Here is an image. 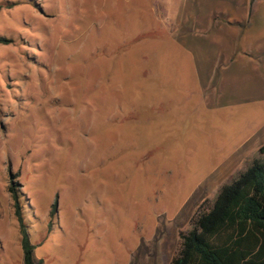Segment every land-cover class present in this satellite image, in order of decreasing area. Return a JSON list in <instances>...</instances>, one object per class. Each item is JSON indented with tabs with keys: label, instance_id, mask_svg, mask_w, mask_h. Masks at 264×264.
Listing matches in <instances>:
<instances>
[{
	"label": "rangeland",
	"instance_id": "374dc122",
	"mask_svg": "<svg viewBox=\"0 0 264 264\" xmlns=\"http://www.w3.org/2000/svg\"><path fill=\"white\" fill-rule=\"evenodd\" d=\"M0 39V264L11 185L34 263L169 264L262 158L264 0H0Z\"/></svg>",
	"mask_w": 264,
	"mask_h": 264
},
{
	"label": "trees",
	"instance_id": "16d2710c",
	"mask_svg": "<svg viewBox=\"0 0 264 264\" xmlns=\"http://www.w3.org/2000/svg\"><path fill=\"white\" fill-rule=\"evenodd\" d=\"M0 42H3L0 39ZM257 158L201 206L190 229L179 233L180 248L169 264H264V146ZM23 264L34 263L17 192L11 185ZM56 205H54L55 207Z\"/></svg>",
	"mask_w": 264,
	"mask_h": 264
},
{
	"label": "crops",
	"instance_id": "0c3cea01",
	"mask_svg": "<svg viewBox=\"0 0 264 264\" xmlns=\"http://www.w3.org/2000/svg\"><path fill=\"white\" fill-rule=\"evenodd\" d=\"M238 8H239V7H238ZM238 10H239V12H240V8H239ZM239 12H238V13H239ZM240 14H241V17L244 18V17H243V14H244L243 11H241ZM172 16H174V15H172ZM229 17H230L229 15H226V18H229ZM217 31H218V35H219V34H220V27H218ZM216 39H217V38H216ZM218 40H219V38L217 39V41H218ZM216 60H217L216 64H215L213 61H212L211 64H205V65H209L210 68H211V69L209 68L210 70H208L207 73H206V79H205V80H206V82H208V83H214L213 81H214L215 79L213 78V76H214V77H217L216 82H217V83H220V73H218V72L220 71V69H219V68H220V54L217 56V59H216ZM214 61H215V60H214ZM205 65H204V66H205ZM214 66H217V67H218V72H217L215 75H214V72H213V70H212V69L214 68ZM212 67H213V68H212ZM216 71H217V69H216ZM217 75H219V76H217ZM215 85H216V83H215ZM219 86H220V85H219ZM209 89H213V88L210 87ZM212 96H213V95H210V97H212ZM214 97H215V95H214ZM214 97H213V98H214Z\"/></svg>",
	"mask_w": 264,
	"mask_h": 264
}]
</instances>
